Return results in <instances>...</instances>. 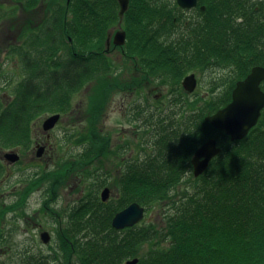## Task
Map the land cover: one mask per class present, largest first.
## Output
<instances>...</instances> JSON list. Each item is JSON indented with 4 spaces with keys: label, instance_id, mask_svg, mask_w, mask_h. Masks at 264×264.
I'll return each instance as SVG.
<instances>
[{
    "label": "trees",
    "instance_id": "obj_1",
    "mask_svg": "<svg viewBox=\"0 0 264 264\" xmlns=\"http://www.w3.org/2000/svg\"><path fill=\"white\" fill-rule=\"evenodd\" d=\"M41 1L10 0L16 7L6 15L8 4L0 5V21L13 17L19 5L31 13ZM198 2L196 10L184 11L175 0H130L121 19L118 0H46L39 7L47 14L43 23L21 25L10 53H20L29 74L17 85L16 99L8 105L0 101L4 147L29 138L31 121L41 114L66 113L71 94L89 82L101 80L105 92L119 89L122 68L114 72L109 57L114 48L107 47L117 25L127 34L123 63L136 55L146 81L155 77L157 85L171 86L175 100L137 106L143 141L138 155L126 159L118 174L121 198L103 203L97 195L107 181L98 174L88 176L98 178L92 188L99 187L97 194L71 212L53 254H25L19 264H126L138 258V264H264V111L242 141L231 142L206 121L231 102L232 89L252 66H264V0ZM225 67L238 73L221 98L180 93L181 80L191 72ZM131 77L132 83L145 81ZM218 135L221 154L205 174L194 177V152ZM88 141L93 147L73 161L74 170L88 171L109 153L110 142L102 134L92 132ZM135 202L146 213L160 210L162 225L114 230L115 215Z\"/></svg>",
    "mask_w": 264,
    "mask_h": 264
},
{
    "label": "rangeland",
    "instance_id": "obj_2",
    "mask_svg": "<svg viewBox=\"0 0 264 264\" xmlns=\"http://www.w3.org/2000/svg\"><path fill=\"white\" fill-rule=\"evenodd\" d=\"M3 4H8L5 9L6 15H8V11H10L9 9L11 6L13 7L15 3L12 4L10 0H0V5L3 6ZM17 10L18 14L15 10H13V12L15 11L13 17L6 16L2 21H0V101L3 105H8L12 100L16 99L15 89L17 85L19 82L25 80L29 74L20 53H10V50L18 43L17 40L20 36L19 29L21 27V22L23 21L21 18L23 14L21 13L22 11L20 10V7H18ZM39 24H41V22ZM116 29L119 30L120 28L116 27ZM113 32L114 33L112 34H115V31ZM118 48L110 54L112 55V67L117 70V72L123 68V60H125L120 56L122 53ZM118 62L120 67H117ZM126 69L128 68H123L121 73L119 71L120 74L118 77L121 78V83L118 84L121 85L119 86V89L113 88L114 90L105 92L104 86L102 87L104 83L102 82L101 85V80H99L98 82H89L88 85L80 88L78 92L75 93L74 98L71 100L74 120L70 119V121L72 125L76 124L74 129L77 131L79 138L77 141L73 140V138H71V140L64 139L62 126L53 131L54 138L52 139V143H55L57 150L51 152L52 170H60L59 172L62 173L67 171L69 166L71 168L72 165L74 166V163H76L73 162L74 159L77 158V156L82 155L84 149L87 148V144H85V141L82 140H87L89 138L90 117H92L91 115L94 110L95 112L99 110V112L101 111L100 117L96 119L95 129L99 134H102L106 138L108 137L111 149L109 153L107 152V154L98 158V162H94V165L92 164V167H90L89 170H98L99 172L97 174L105 178V181L108 183L107 186L116 191V184L119 181L118 174L121 173L119 167L121 166L123 160L130 159L133 156L138 155V145L142 144L143 141V128H141L138 122V120L142 121L143 118H135L134 109H137L136 106L138 105L144 106L146 104L145 106H148L149 103H154V99L156 97L158 100L160 99V92L166 93L167 89L168 91L170 90L169 86L164 87L157 85V79L153 77L150 79L149 88L147 89L150 99H147V103L143 102L146 96V91L139 90L140 92H134V89H130V91L120 90L122 85L127 88L129 86L134 87L136 84V82L132 84V73L130 70L129 72H126ZM222 71H224L223 68L219 71H215L210 68L207 72H202L201 70V72L198 73L201 84L197 90L199 95L204 93L203 90L204 88H207L211 76L213 75V78L218 77ZM133 77H135L134 74ZM138 77H136L137 80ZM108 79H110V77H108ZM136 85H139V83ZM156 103L159 104L157 101ZM50 113L51 112L41 114L39 118L32 120L31 126H41L42 121L48 118ZM63 124H67L66 117L64 121L62 120L61 125ZM215 138L218 140V145H220L223 149L224 146L219 141L221 140L219 135ZM0 146V152L1 149L6 151L10 148L4 147L1 144ZM33 170H36V167L31 166V168H29L28 166H24L21 167V169H19V167H12L11 170L6 168L0 175V216L2 217L0 220V264H19L25 254L38 253L39 255L46 256L53 254L58 247L59 241L56 238L60 230V224L58 222V225L52 227H49V225L47 226L51 229L54 235L52 241L47 245H44L41 242L40 236L38 235L42 228H36L33 226L34 223H41L44 225V221H46L47 217H49L48 215L38 213L43 204L42 201L49 204L48 201L51 199V197H47V195H42L40 193L38 184L34 192L30 191L27 196H24L25 201L23 205L15 203L10 209L12 213L4 214L7 205L9 206L12 202H16L18 197H20L19 193H22V190L29 186L28 180L32 176ZM68 171L70 173L73 172L70 170ZM191 174L193 175V170L191 171ZM97 179L98 178L90 179L88 176L76 178L73 174L72 178L70 177L66 180V182L69 183L67 184L69 186H66L67 188H65V190L59 188L61 189V198L59 202L56 203L58 221L59 215H62L60 216L61 221H63L65 216L64 211H60V209H63L62 206H64L67 201H74L84 195L86 196L90 193L92 194V191L95 190H92V188L96 186ZM31 184L32 183H30V185ZM33 185L34 188L36 184L33 183ZM101 191L102 189L98 191L99 198H101ZM32 192L33 194H31ZM116 193H118V191H116ZM26 201L28 202L27 205ZM16 204L19 206H16ZM21 216L32 218L33 222L25 224L23 223V218ZM143 220L144 221L139 225L147 226L151 223L162 225L164 222L160 210L153 211L152 213H146ZM66 225L68 224L65 223L62 225L63 228H65ZM45 230L46 232H50L47 228H45L44 231ZM149 248L150 246L148 245L144 251L148 252ZM59 263L57 261L54 262V264Z\"/></svg>",
    "mask_w": 264,
    "mask_h": 264
},
{
    "label": "flooded vegetation",
    "instance_id": "obj_3",
    "mask_svg": "<svg viewBox=\"0 0 264 264\" xmlns=\"http://www.w3.org/2000/svg\"><path fill=\"white\" fill-rule=\"evenodd\" d=\"M175 1L177 3V0H175ZM45 2H46V0L41 1V3H39L38 6L39 7H44ZM198 5H197V7H198ZM18 7H20V10L22 11L21 13L23 14L21 16V18L23 20L22 22L24 23V21H30V22H32L33 26L34 25L40 26L41 24H39V23L40 22L43 23L42 20H43L44 16L47 15L45 12L43 14H41V15H38L36 9H33L31 11V13H28L22 6L19 5ZM18 7H17V9H18ZM197 7H196V9H197ZM120 10H121V7H120ZM187 10L191 11L192 9H187ZM187 10H184V11H187ZM17 14H18V12H17ZM22 22H21V25L23 24ZM116 27L121 28L122 26L117 25ZM116 27H113L111 29L109 35H108V41L111 38V43H110V46H108V42H107V47L110 48L111 50L114 48L113 49L114 51L117 50V47H119L118 49L122 53L120 56L123 57V50H122L123 47H120V46L115 47L114 44H113V40H114V35L115 34H112V33H114L113 31H115V33H116V31L118 30V29H116ZM112 44H113V48H112ZM109 57H112V55L109 54ZM132 57H133V59L131 60V62L130 63L124 62L122 67L123 68H128L125 71L129 72V70H130L131 73H132V76H133V74H134L135 77L140 76V77H138V81H140V79L141 80L142 79L145 80L143 83L140 84V85H143V87H141L140 85H135L132 88L134 89V92L135 91L137 92L139 90L140 91H146V96H145V99H144L143 102L147 103V99H150L149 93H147V89L149 88L148 86H149L150 78H149V81H146V79L144 77L145 72H142L139 69L140 67H138V57L136 55H133ZM118 64H119V62L117 63V65ZM257 66H260V65L252 66L251 69H249V74L251 73V70L254 67H257ZM261 66H263V65H261ZM123 68H122V70H123ZM223 69H224V71H222V72L228 74V75H226L227 77L231 76V74H234V71H235L232 68H231V70H229L228 67H225ZM243 70H245V68H243ZM200 72H201V70L200 71L191 72V73H194L196 75L197 84H198L197 89L191 94H189L186 91L184 85H182V82H183L185 77L181 80L179 88H180V93H182V95H184V96H186V95H190V96L191 95H196V96H199L201 98L203 97L204 100H212V99H216V98H221L223 95L227 94V92L231 91L232 83L229 86H227L229 84V82L225 81L224 78L219 79L221 77V75H222V72H221V74L218 77L213 78V75L211 76V79H210V81L208 83L207 88H204V90H203L204 93H201V95H199V92L197 90H198V88L201 85L199 77H198V73H200ZM202 72H207V71H202ZM189 75L190 74H188L187 76H189ZM145 76H147V75L145 74ZM240 81H242V80H240ZM237 83H238V81H237ZM237 83H236V85H237ZM263 86H264V80H263V82L261 84V89L262 90H263ZM129 87H131V86H129ZM169 87H170L169 91L167 89L166 93L160 92V96H161L160 99L158 100V98L155 96L156 97L154 99L155 102L154 103H149L148 106L160 105L161 103L167 104V103H170L171 101H174L175 98L172 95V94H174L173 88L171 86H169ZM234 88L232 89V91L234 90ZM120 90L121 91H125L124 89H121V88H120ZM156 101L159 102V104H157ZM136 108H137V106H136ZM100 112H97V111L95 112V110H94V112L92 113V115H91L92 117H90L91 121L89 122L90 123V128H95V122L97 121L96 120L97 119L96 116H97L98 113L100 114ZM57 114L58 115L60 114L59 123L53 129H51L50 131H45L44 130V127H43V122L45 120L44 119L42 121V123L40 122L41 126L40 125L37 126V127H33L32 126L30 128V133H29L30 136H29V138L20 139V141L16 139V140L12 141V145L13 146H11L6 151L1 149V152H0V154H1V156H0V164H1V166L4 167V170L6 168L11 170L12 167L13 168L19 167V169H21V167H24V166H28L29 168H31V166L36 167V170H33L32 176L28 180L32 184L30 185V183L28 182L29 186L24 188L22 190V193H19L20 197H18L16 202H12V204L9 205V206L4 203L5 205H7V208L4 207L5 208L4 214L5 213H12L10 211V209L13 207V205L15 203H20L21 205H23V203L25 201L24 200V198H25L24 196H27L29 189L34 186L33 183L36 184V186L32 190L33 192H34L35 188L39 185L40 193L42 195L43 194L47 195V197H51V199L48 201L49 204H47V202H43L42 201L43 204L40 207V210L38 212V213H41L43 215H48L49 216V217H47V220L44 221V225L41 224V223H34V225H33L36 228H39V227L42 228L41 231L38 234L40 236V240H41L42 243H43V240H42V236L41 235L46 232V230L44 231L45 228L50 230V232H48V234L51 237L50 238V242L53 239L54 235H53L51 229L47 227L48 225H49V227L50 226L52 227V226L58 225L57 224V222H58L60 224L59 233L63 234L66 227L63 228L62 225H64L65 223L69 222L68 218L70 217L71 212L73 213L74 210H78V208H82L85 205H87L89 203L88 202L89 197L90 196L94 197V195L97 194V192L95 190L99 189V187L95 188V190L92 191V194L90 193V194H88L86 196L84 195V196H82L80 198L75 199L74 201H67L64 204V206H62L63 209H60V211H64V214H65V216L63 218V221H61V218H60V216H62V215H59V221H58L56 203L59 202V200L61 198V194H60L61 193V189H59V188H62L63 190H65V188H67L66 186H69V185H67L69 183H67L66 180L69 179L70 177L72 178L73 174H74V176H76V178H81L83 176H91L93 174L95 175L99 171L96 170V169H93V170L91 169V170L85 171L83 169L82 170L79 169V167H76L78 170H74L75 167L73 165H72V168H70V171H73L72 173H70L69 171H65V172L60 173L59 172L60 170L59 171L52 170V168H51L52 167V163H51L52 153L51 152L52 151L54 152V150L55 151L57 150V146L55 145V143L53 142L54 146H53V143H52V139L54 138L53 131L55 129H58V128H60L62 126L63 127L62 130L64 132L63 133L64 134L63 135L64 139L71 140V138H73V140H77L79 138V136L77 134V131H75V129H74L76 127V124L72 125V123L70 121V119L74 120L73 106L71 105V107L69 108V110L66 113H63V112L53 113V114H50L49 116L57 115ZM65 117H66L67 124L61 125L62 120L64 121ZM90 130L91 129H89V131ZM51 131H52V133H51ZM92 132L97 133V130L96 129L91 130L89 132V137L92 135ZM107 139H108V137H107ZM93 142L95 143V139H94ZM109 142H110V140H109ZM110 149H111V146L109 144V149L108 150L110 151ZM10 151H12L16 155H18L19 160L17 162L11 163V162H8L6 160V158H5L6 155L5 154L7 152H10ZM40 151H41V155L39 154ZM76 159L77 158H75L74 160H76ZM95 161L98 162L97 160H95ZM125 162H126V160H123L121 166L119 167V170H121V173H119V174L123 173V164ZM74 165L76 166L75 163H74ZM106 187L109 188L110 191H111L110 199H114L115 200V198L116 199H120L121 198V196H120L121 194H119L118 189H116V191H118V193H116V191H114L110 187H108V186H106ZM106 187H104V188H106ZM104 188H102V190H104ZM33 192L31 194H33ZM100 200H101V198H100ZM109 200L106 201V203L109 202ZM27 204H28V202L26 203V205ZM16 206H19V205L16 204ZM32 215H35V214H32ZM21 217L23 218V223H25V224H28L29 222H33L32 218H27V216H21ZM56 238L58 240L60 239L58 234H57ZM44 245H47V244H44Z\"/></svg>",
    "mask_w": 264,
    "mask_h": 264
},
{
    "label": "water",
    "instance_id": "obj_4",
    "mask_svg": "<svg viewBox=\"0 0 264 264\" xmlns=\"http://www.w3.org/2000/svg\"><path fill=\"white\" fill-rule=\"evenodd\" d=\"M121 10L119 17L123 19L126 12L129 9L130 0H118ZM198 0H177V4L184 9H193L198 5ZM203 11L205 7L201 8ZM127 34L121 28L116 31L114 35V46L123 47L127 42ZM111 38L108 41L110 46ZM264 80V67H254L251 73L242 81H239L232 91L231 102L218 110L213 115L206 117V121L212 125L216 130L225 134L231 142L242 141L254 129L259 123L264 110V91L261 89V84ZM182 85H184L186 91L191 94L197 87V77L195 74H190L185 77ZM60 114L53 115L44 120L43 127L45 131H50L58 123ZM42 151V150H41ZM41 151L39 154L41 155ZM222 148L218 145L216 138L209 139L204 142L195 152L194 157L191 160V166H193V176L201 177L205 174V171L209 168L210 163L221 154ZM5 158L8 162L15 163L19 160L18 155L14 152L6 153ZM111 191L109 188H104L101 194L102 202H106L110 199ZM146 215V210L138 202L132 203L125 207L124 210L118 212L112 220V227L114 230L123 231L127 228L136 227L142 223ZM42 240L44 244L50 242V235L48 232L43 233ZM138 259H129L126 264H138Z\"/></svg>",
    "mask_w": 264,
    "mask_h": 264
},
{
    "label": "bare ground",
    "instance_id": "obj_5",
    "mask_svg": "<svg viewBox=\"0 0 264 264\" xmlns=\"http://www.w3.org/2000/svg\"><path fill=\"white\" fill-rule=\"evenodd\" d=\"M198 4H199V3H198ZM40 8H42V7H40ZM37 9H38V11H37ZM37 9H36V11H37V14H38V15H41V14L44 13V12H42V10H39V7H38ZM192 10H196V8H193ZM192 10H191V11H192ZM44 15H45V14H44ZM114 72H117V70H116V71L114 70ZM237 73H238L237 71H234V74H231V76L227 77L226 75H228V74L222 72V75H221V77H220L219 79L224 78L225 81L229 82V84L227 85V86H229V85L231 84V80L234 78V76H235ZM74 95H75V94H71V96H70V98H69V101H70L69 104H70V106L72 105V103H71L72 101H71V100L74 98ZM69 104H68V105H69ZM134 110H135V112H134V116H135V115L137 114V109H134ZM96 117H97V119H98V118L100 117V114L98 113ZM139 123H140V122H139ZM140 124H141V123H140ZM143 131H144V130H143ZM142 133H143V132H142ZM17 140H18V139H17ZM19 141H20V140H19ZM83 141H85V144H87V147H90V146H91V148L93 147L92 142H91V141H88V139H87V140H84V139H83ZM86 149H87V148H85L84 150H86ZM80 156H81V155H80ZM80 156H79V157H80ZM79 157L77 156V159H78ZM77 159H76V160H77ZM76 160H74V161H76ZM97 173H98V172H97ZM97 173H96V174H97ZM96 174H95V175H96Z\"/></svg>",
    "mask_w": 264,
    "mask_h": 264
}]
</instances>
